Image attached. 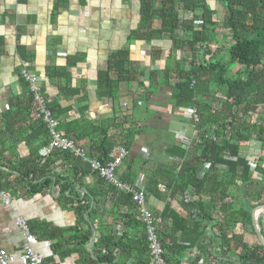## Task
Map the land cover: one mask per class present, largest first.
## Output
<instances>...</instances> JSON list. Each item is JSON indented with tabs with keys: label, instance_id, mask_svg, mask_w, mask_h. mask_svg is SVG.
<instances>
[{
	"label": "trees",
	"instance_id": "trees-1",
	"mask_svg": "<svg viewBox=\"0 0 264 264\" xmlns=\"http://www.w3.org/2000/svg\"><path fill=\"white\" fill-rule=\"evenodd\" d=\"M132 1L137 3L140 26L130 32L122 49L108 55V68L98 75L97 94L113 100L120 84L136 81L130 61L131 46L139 47L167 38L172 41V53H181L176 61L179 70L177 82L170 85V72L165 70L163 78L151 82L154 86L149 92L153 95L168 89L171 91L170 98L161 97L160 92L158 100L164 98L162 102L171 105L173 110L188 109L191 110L188 114L195 111L198 116L197 122H188L192 133L197 131V139L191 142L190 148L184 149L181 143H172L165 155L173 168L157 160L158 167L148 174L144 184L147 201L154 197L168 203L162 220L172 221L171 230L181 234L180 239L184 243L177 245V241L167 235L162 223L158 235L165 261L167 264H182L181 259L188 249L204 253L207 225L214 221V214L217 213L225 215L215 225L217 233L214 242L217 246L223 248L234 243L235 247L245 251L240 255L244 264H264L263 246L259 242L257 245L245 243L244 235L234 231L238 224L252 222V211L264 205V0H216L225 10L222 21H215L216 11L211 9L207 0ZM64 8L61 3L56 4L54 14H59ZM3 17L0 12V25ZM220 28L230 34L231 41L219 38L217 30ZM19 31L17 50L25 62L34 61L33 57L27 58L26 49L20 44ZM5 53V39L0 35V57ZM222 54H225V59L219 58ZM156 59L160 60V55ZM79 61L75 58L70 66ZM236 67V73L230 76L229 72ZM23 71V67L17 70L23 92L20 96L8 98L9 109L0 118V136H16L29 144L36 143L31 146L30 155L21 159L23 166H14L9 161L2 165L0 161V166L10 171L4 174L0 168V188L10 193L17 192L19 181L13 184L8 180L14 171L19 174L21 182L29 183L27 193L55 189L61 196L69 194L70 203H78L76 212L78 216L82 213V216L74 228L61 230L51 227L38 232L36 226L28 225L31 234L40 242L47 241L52 246L53 241L59 239L60 246L75 242V246L87 247L94 242V232L99 231L100 238L94 242L96 256L91 259L92 264H115L119 258L125 262L132 256H135V264H153L145 225L140 210H135L137 207L132 195L108 184L92 171L88 162L70 150L49 149L52 137L48 124L43 116H39L38 105ZM48 74L50 78L63 79V86L60 87L62 94L70 88L72 74L68 68L48 67ZM156 74L160 75L161 71L152 72V79ZM212 85L224 93V101L216 99L211 93ZM42 91L54 119L59 121L57 131L64 132L77 146L85 136L96 135L91 147L83 150L84 155L103 165L110 162V154L117 146L108 132L115 126V120L100 119L98 125H86L83 117L67 123L65 115L68 109L62 108L59 99L51 100L45 90ZM81 133L85 136L81 137ZM141 134L135 128L124 129V139L120 144L130 150ZM249 143H254L260 151L255 161L242 152L243 144ZM148 147L151 149L148 158L139 155L131 158L126 170L121 173L123 182L137 184V177L147 169L150 161L159 159L153 146ZM59 164L68 166L65 173L56 171ZM206 165H209L208 170H204ZM203 170L204 175L201 176ZM86 177L93 181L86 183ZM110 194L115 208L124 206L134 209L140 221L137 222L138 216L131 215V210L126 215L115 217L114 223L106 225L101 221L97 224L100 205L107 204L106 198ZM169 200H179L183 212L173 210ZM235 200L239 203L238 210L234 208ZM120 222L126 225V231L117 235L114 230ZM82 224L87 227L86 231L82 229ZM259 225L264 236L261 219ZM133 229L138 230L137 236L133 234Z\"/></svg>",
	"mask_w": 264,
	"mask_h": 264
},
{
	"label": "crops",
	"instance_id": "crops-1",
	"mask_svg": "<svg viewBox=\"0 0 264 264\" xmlns=\"http://www.w3.org/2000/svg\"><path fill=\"white\" fill-rule=\"evenodd\" d=\"M65 1L0 0V12L4 16L3 23L0 25V35L5 39L6 48V53L0 57V118L9 109L8 98L20 96L23 92L17 74V70L23 67L41 82L42 90H45L51 100L59 99L62 108L68 109L65 115L67 123L78 121L83 117L86 125L91 123L98 125L100 119H114L115 126L108 132V136L115 139L117 148L122 146L120 143L124 139L122 136L124 129L140 130L142 134L136 137L129 150V157L118 173L119 176L122 175L121 173L126 170L134 156L148 158L151 153L148 145H152L154 154L159 159H152L147 169L137 177V184L144 186L148 174L158 167L157 160L168 165L167 167L171 166L169 157L165 155L169 146L172 143L180 144L182 134L191 136L192 133L190 124L178 116L170 115V120L166 123L159 116L160 111L157 110V103L163 101L164 98H170L171 93L170 95L162 94L161 97L164 98L158 100L160 90L153 95L149 92L150 87L154 86V83L151 82L163 78L165 70L170 72L169 80H173L172 76H174V82H177L176 77H178L179 70L176 68V61L181 53L180 51L173 52V56L177 55L176 58L172 56V41L167 38L153 40L139 47L131 46L130 61L133 63L131 66H133L132 70L136 81L120 84L115 91L113 100L99 97L97 94L98 75L100 71H105L108 68V55L122 49L130 32L140 26L138 7L135 6L137 3L132 0ZM207 1L211 5L216 0ZM60 3L65 8L59 14H54V6L60 5ZM18 29H20V44L25 47L27 58L33 57L34 61L25 62L18 52ZM217 32L220 38L219 31L217 30ZM158 55H160V60L156 59ZM75 58L80 61L71 67L70 63H74ZM48 67L68 68L71 72L70 88L64 90L63 94L60 90V87L63 86V79L50 78ZM156 71H161V74H156L152 79L151 73ZM170 85L172 84L170 83ZM147 94L149 99L145 97ZM143 97L145 99H142ZM169 106L172 108L171 105ZM177 109L170 110L172 113L180 112V109ZM80 132L81 130H79ZM84 136V133H81V137ZM0 138L2 165L9 161L14 166H23L21 159L30 155V148L36 143L29 144L16 136L6 137L4 134ZM83 139L84 141L79 142V147L88 150L96 139V135L85 136ZM0 168L4 174L10 172L7 168L1 166ZM67 168L66 164H59L56 171L63 173ZM171 168L173 167L171 166ZM10 175L9 182L16 184L19 181V183L16 187L17 192L10 193L12 198L10 204L0 201V249L14 255H19L22 252L25 234L17 224L19 220H24L27 225L36 226L38 232L46 231L51 227L69 230L78 225L82 213L78 216L76 212L78 203H70L68 201L71 199L69 194L61 196V193L55 189L52 191L47 189L43 193H27L29 183L21 182L17 172L13 171ZM92 181V178L86 177V183L89 184ZM111 197L110 194L106 198L105 206L100 205L101 210L98 214L100 218H97V224L101 221L106 225L114 223L115 217L126 215L132 210L130 207L124 206L115 208ZM169 201L173 210L183 212L179 200ZM167 204V202H161L154 197H150L147 201L153 214L160 216ZM93 206L94 201L92 200ZM234 208L239 209L236 205ZM135 210L138 211L139 208L137 207ZM254 210L252 211V222L238 224L234 231L244 235L245 243L257 245L259 242L264 248L256 233L257 228L261 233L260 219L264 225V211L262 210L260 214L254 216ZM131 215L138 216L134 209L131 211ZM84 217L88 220L87 215ZM224 217L225 215L214 214V221L207 225V246L204 253L200 254L188 249L184 252L183 258H180L182 264H244V261L240 260V255L245 251L242 252L241 249L235 247L234 243L222 248L214 242L217 233L215 225L221 222ZM138 220L140 221L139 216L137 222H139ZM253 220L256 221L255 225ZM163 225V229L167 230V235L177 241V245L184 244L180 239L181 234L173 233L171 230L172 221L163 220ZM82 229L86 231L85 224H82ZM114 231L118 232L117 235H122L126 231V225L120 222ZM132 232L135 236L139 234L137 229H133ZM98 238H100V232L96 231L94 232V242ZM262 238L264 240L263 235ZM46 242L37 240L34 246L43 255L46 264H92L91 259L96 256L93 241L87 247L75 246V242L64 243L60 246L59 239L53 241L52 246L50 242L47 246ZM115 262V264H135L136 260L135 256H132L125 262L123 258H119Z\"/></svg>",
	"mask_w": 264,
	"mask_h": 264
},
{
	"label": "built area",
	"instance_id": "built-area-1",
	"mask_svg": "<svg viewBox=\"0 0 264 264\" xmlns=\"http://www.w3.org/2000/svg\"><path fill=\"white\" fill-rule=\"evenodd\" d=\"M24 78L29 83V89L34 95V99L39 108V116H43V120L48 124L49 132L51 135V142L49 149H61L70 150L75 156L82 157L85 162H88L91 166L92 171L97 172L99 176L104 179L108 184L113 185L117 190L126 194L132 195L133 202L140 210L141 219L145 225L147 242L150 249L151 261L153 264H167L163 254V248L160 243L158 228L162 225L163 220L160 215H155L147 205V191L144 186L138 184L130 185L129 183L123 182L119 176V169L123 165L124 161L129 157V150L125 147H116L110 154V162L103 165L96 159H88L84 155L83 149H81L74 142L73 139L67 138L64 132H58L59 121L54 119L52 112L48 108V102L42 95L41 82L32 76L28 71L22 72ZM189 115L198 121V116L195 111L189 113ZM195 135L197 131L195 130ZM197 139V136H196ZM194 140V139H193ZM185 140L181 139V144L184 149L190 147ZM209 165L204 167V170H208ZM204 170L201 176L204 175ZM260 179V177L258 176ZM12 198L10 192L7 190L0 189V201L4 204H10ZM18 226L22 229L25 234V242L23 244L22 252L19 255L9 254L3 249H0V264H46L42 254L35 249L37 239L30 233L28 225L24 220L18 221ZM49 245V242H46Z\"/></svg>",
	"mask_w": 264,
	"mask_h": 264
},
{
	"label": "rangeland",
	"instance_id": "rangeland-1",
	"mask_svg": "<svg viewBox=\"0 0 264 264\" xmlns=\"http://www.w3.org/2000/svg\"><path fill=\"white\" fill-rule=\"evenodd\" d=\"M210 6H211V9H213V10L216 11V17H215L216 20L217 21H222L223 20V17H224V14H225L224 7H222V5L219 2H217V1H215L214 3H211ZM218 31H219L220 38L225 37V38H227L226 39L227 42L231 41V39L229 37L230 34H228V32L225 29L220 28ZM172 56H173V53H172ZM173 57L176 58V54ZM219 58L225 59V54L220 55ZM237 69H238V67L232 68L231 72H229V75L230 76H234V74L236 73L235 71ZM172 73H173V71H172ZM172 79L173 80H171L170 83L172 85H174V83H175L174 82L175 77L172 76ZM211 89H212L211 90V93L215 96L216 99H220L221 101H224L225 100L224 93L222 91H217L213 85L211 86ZM161 92H162V94H166L167 93V94L170 95V92L171 91L168 90V89H163ZM156 106H157V110L160 111V113H159L160 115L159 116H161L164 119V122L165 123L170 120V114H172L174 117L178 116L181 119H187L185 121L186 123L187 122H195V119H193L188 114V112H190L191 110L186 109V111H184L183 109H180V112L174 111L172 113L171 110H170L172 108L169 106V104L167 105V103H165V105H164V102H162V101L158 102ZM177 110H179V109H177ZM186 134H188V133H186ZM191 134H192L191 136L184 135V134H182V136H181L182 139L185 140V142L187 143V145H189V143H190L191 140H193V139L196 138L195 132H193ZM179 142L181 143L182 141H179ZM255 145H259V144L258 143H255ZM188 148H189V146H188ZM242 152H243L244 156L250 158V160H252V161H255V159L260 155L259 154L260 151H258V147L257 146H254V143L253 144L252 143L251 144L250 143L249 144H243ZM234 205H236V206L239 205V203H238L237 200H235Z\"/></svg>",
	"mask_w": 264,
	"mask_h": 264
},
{
	"label": "water",
	"instance_id": "water-1",
	"mask_svg": "<svg viewBox=\"0 0 264 264\" xmlns=\"http://www.w3.org/2000/svg\"><path fill=\"white\" fill-rule=\"evenodd\" d=\"M262 210L264 211V205L257 206V208L254 210V216H257L258 214H260L262 212ZM253 223L255 225L256 221L253 220ZM256 233H257L259 241L264 245V240H263L262 235L259 232L258 228L256 229Z\"/></svg>",
	"mask_w": 264,
	"mask_h": 264
}]
</instances>
